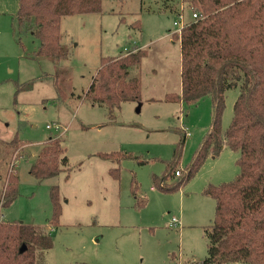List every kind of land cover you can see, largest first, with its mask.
Listing matches in <instances>:
<instances>
[{
	"label": "rangeland",
	"instance_id": "374dc122",
	"mask_svg": "<svg viewBox=\"0 0 264 264\" xmlns=\"http://www.w3.org/2000/svg\"><path fill=\"white\" fill-rule=\"evenodd\" d=\"M16 11L17 0H0V189L12 152L8 143L17 135L23 144L15 163L18 196L0 210V220L34 225L50 235L51 248L37 252L35 264H199L206 257L204 232L215 207L203 191L208 184L235 179L238 153L225 148L207 158L176 191L161 193L152 185L183 136L179 169L190 163L211 124L209 97L195 105L164 101L167 94L180 93L179 28L174 22L192 21L191 10L182 0H104L100 13L61 19L66 58L57 62L35 56L38 40L12 27ZM136 50L145 53L139 68L131 71L140 80L139 101L125 102L110 115L106 107L77 99L100 58ZM58 64L67 96L52 101ZM31 81L29 90L16 93V85ZM237 93H225L222 129L231 121ZM56 136L65 148L67 170L36 180L29 171L32 156ZM110 153L114 161L100 156ZM121 153L125 156L116 163ZM112 168H118L117 179L109 173ZM132 180L138 201L147 199L142 209L134 206ZM51 186L58 187L61 206L56 226L49 223Z\"/></svg>",
	"mask_w": 264,
	"mask_h": 264
},
{
	"label": "trees",
	"instance_id": "16d2710c",
	"mask_svg": "<svg viewBox=\"0 0 264 264\" xmlns=\"http://www.w3.org/2000/svg\"><path fill=\"white\" fill-rule=\"evenodd\" d=\"M104 0H17L11 20L19 34L29 33L39 42L35 56L59 61L66 58L60 42L63 17L100 13ZM196 17L175 36L180 46V93L167 94L164 101L195 105L209 97L211 124L194 151L190 163L179 169L185 136L173 150L161 177H153V189L170 193L184 186L207 158H215L228 148L238 153L239 172L232 181L208 184L203 194L215 201L212 224L205 230L206 257L199 264H264V0H182ZM180 16V15H179ZM139 29V26H137ZM145 53L100 58L99 67L82 97L92 106L106 107L112 115L125 102L140 99V80L132 75ZM58 64L52 85L54 100L67 96L68 85L59 78ZM32 81L16 85V93L29 90ZM237 90L232 118L222 129L225 93ZM11 155L0 191V210L17 198L18 174L15 163L23 154L17 135L8 143ZM111 154H100L114 161ZM116 154V153H113ZM118 154V153H117ZM122 154V153H121ZM125 155L117 158L119 163ZM30 167L36 180L52 178L67 170L68 159L60 137L49 138L39 149ZM178 175H175V173ZM109 173L118 178V168ZM68 177V175H66ZM176 178L167 186L165 182ZM134 206L142 209L147 199L138 201V186L132 180ZM49 199L51 226L61 215L58 187L51 186ZM52 246L42 228L0 220V264H35L36 253Z\"/></svg>",
	"mask_w": 264,
	"mask_h": 264
},
{
	"label": "built area",
	"instance_id": "2783aa9c",
	"mask_svg": "<svg viewBox=\"0 0 264 264\" xmlns=\"http://www.w3.org/2000/svg\"><path fill=\"white\" fill-rule=\"evenodd\" d=\"M195 17H196V15L195 14H192V19H194ZM174 25L175 26H178V28H179L178 33H179L181 31V29L184 27L185 24L182 25L180 21H176V22H174ZM46 128L47 129H51V126L47 125ZM53 129L55 131H59V127L57 125H54L53 126ZM175 175H178V173L176 172ZM170 224L171 225H174L175 224V219L174 218L171 219Z\"/></svg>",
	"mask_w": 264,
	"mask_h": 264
}]
</instances>
